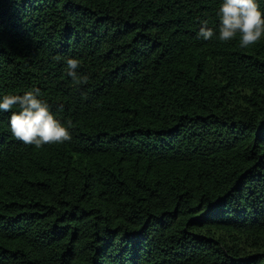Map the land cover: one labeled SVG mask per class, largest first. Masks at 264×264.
Returning <instances> with one entry per match:
<instances>
[{
    "label": "trees",
    "instance_id": "16d2710c",
    "mask_svg": "<svg viewBox=\"0 0 264 264\" xmlns=\"http://www.w3.org/2000/svg\"><path fill=\"white\" fill-rule=\"evenodd\" d=\"M219 4L0 0V96L72 123L36 148L0 113V264H264V39L197 38Z\"/></svg>",
    "mask_w": 264,
    "mask_h": 264
},
{
    "label": "clouds",
    "instance_id": "9594fccd",
    "mask_svg": "<svg viewBox=\"0 0 264 264\" xmlns=\"http://www.w3.org/2000/svg\"><path fill=\"white\" fill-rule=\"evenodd\" d=\"M264 0H220L216 17L218 24L210 25L207 19L200 21L197 38L210 41L229 42L239 37V47L246 49L264 39ZM57 61L61 58L55 57ZM67 76L74 85L87 83L81 76L78 58L66 60ZM0 113H10L8 125L12 136L25 145L41 148L45 145L63 144L72 139L71 121L62 122L52 106L41 98L39 88H32L23 94L0 96Z\"/></svg>",
    "mask_w": 264,
    "mask_h": 264
}]
</instances>
